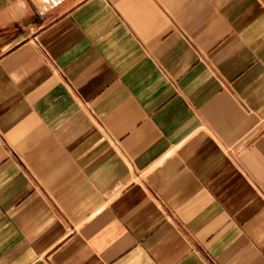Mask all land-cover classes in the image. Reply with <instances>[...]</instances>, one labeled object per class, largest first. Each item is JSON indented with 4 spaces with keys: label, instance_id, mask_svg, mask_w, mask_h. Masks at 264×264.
I'll return each instance as SVG.
<instances>
[{
    "label": "crops",
    "instance_id": "crops-1",
    "mask_svg": "<svg viewBox=\"0 0 264 264\" xmlns=\"http://www.w3.org/2000/svg\"><path fill=\"white\" fill-rule=\"evenodd\" d=\"M0 264H264V0H0Z\"/></svg>",
    "mask_w": 264,
    "mask_h": 264
}]
</instances>
